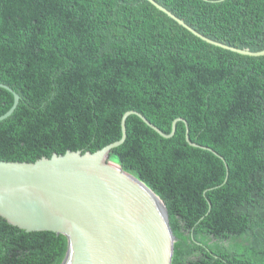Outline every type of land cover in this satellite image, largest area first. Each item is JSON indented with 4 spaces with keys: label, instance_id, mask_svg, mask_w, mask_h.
Listing matches in <instances>:
<instances>
[{
    "label": "trees",
    "instance_id": "1",
    "mask_svg": "<svg viewBox=\"0 0 264 264\" xmlns=\"http://www.w3.org/2000/svg\"><path fill=\"white\" fill-rule=\"evenodd\" d=\"M215 41L264 49V0H155ZM0 160L96 151L163 201L171 264H264V55L210 44L148 0H0ZM14 95L0 86V116ZM217 153V154H216ZM67 238L0 217V264H61Z\"/></svg>",
    "mask_w": 264,
    "mask_h": 264
},
{
    "label": "water",
    "instance_id": "2",
    "mask_svg": "<svg viewBox=\"0 0 264 264\" xmlns=\"http://www.w3.org/2000/svg\"><path fill=\"white\" fill-rule=\"evenodd\" d=\"M148 1L210 44L264 55V49H240L210 39L155 0ZM0 86L14 95L12 106L0 116L3 120L15 110L20 96L10 86ZM130 114L164 138L172 137L176 122L182 121L190 146L212 150L190 140L188 122L182 117L164 133L139 111L128 110L121 118V137L94 152L66 150L33 162L0 160V217L28 232L65 235L68 249L61 264H171L175 236L165 204L143 181L110 159L112 149L125 141Z\"/></svg>",
    "mask_w": 264,
    "mask_h": 264
}]
</instances>
